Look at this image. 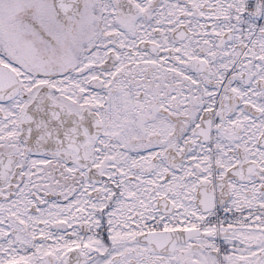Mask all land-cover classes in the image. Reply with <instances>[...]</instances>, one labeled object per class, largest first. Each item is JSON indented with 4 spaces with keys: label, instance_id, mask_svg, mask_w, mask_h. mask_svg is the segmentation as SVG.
I'll list each match as a JSON object with an SVG mask.
<instances>
[{
    "label": "snow or ice",
    "instance_id": "1",
    "mask_svg": "<svg viewBox=\"0 0 264 264\" xmlns=\"http://www.w3.org/2000/svg\"><path fill=\"white\" fill-rule=\"evenodd\" d=\"M0 264H264V0H0Z\"/></svg>",
    "mask_w": 264,
    "mask_h": 264
}]
</instances>
